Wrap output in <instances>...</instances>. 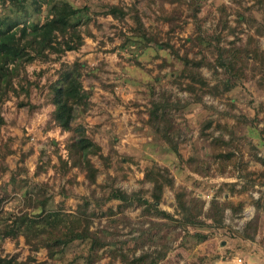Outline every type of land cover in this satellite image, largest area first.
<instances>
[{"label":"trees","instance_id":"1","mask_svg":"<svg viewBox=\"0 0 264 264\" xmlns=\"http://www.w3.org/2000/svg\"><path fill=\"white\" fill-rule=\"evenodd\" d=\"M131 1L130 5H124L123 0H120L118 4L106 0H82V3L77 5L75 0H0V180L5 173L9 172L7 158L16 153L13 149L14 138L5 139L2 135V129L7 124L3 116L4 105L12 97H16L17 107L27 109L30 114L36 113L42 107L30 100L33 88L39 87L44 75V71H41L35 80L30 78L27 68L35 63H60L56 80H49L45 105L54 107L53 124H50L49 129L58 127L63 133H70L71 136L65 143L67 158L64 159L59 155V165L52 166L56 173L65 179L67 175L77 170L84 175L88 186H95L101 171L92 157L101 159L106 170L115 167L113 159L117 157L116 169L124 171L123 179L128 177L127 170L132 171L130 168H124L123 165L132 163L133 159L121 155L115 149L119 141L116 139L112 141L109 153L104 155L102 146L95 141V137L90 135L82 122L94 107L93 92L86 89L84 79L87 76L96 77L101 69L91 67L80 60L73 63L62 62L69 52H78L82 49L85 45V37H95L90 24L96 25L99 18L111 17L127 28L125 32L120 31L123 38L122 48L128 47L132 53L144 56L148 54L146 50H152L154 46L153 50L157 52L156 57L162 59L159 67L168 65L173 67L171 83L177 85L179 90L186 92L188 96L182 99L170 90L163 88L156 92L152 89L145 124L156 141H160L178 156L180 155L179 146L183 142V128L187 129V126L183 127L177 120L178 114L182 113L183 116L185 110L196 107L208 111L213 107L206 103V97L223 98L235 90L240 83H245L243 81L256 80L258 73L264 74V50L261 49L258 37L262 35L261 30L258 29L262 25L257 27V36L250 31L246 33L245 40L237 35L238 27L244 24H247L249 29L256 26L255 18L246 19L244 14L239 12L237 26H230L227 21L221 19L223 29L215 37L218 43L215 48L216 56L215 60L210 62L205 55L199 59L191 58L188 53L180 55L179 49L170 44L172 37L168 35L165 39L160 33H153L146 25L138 6L142 1L147 0ZM160 1L175 5L173 13L167 18L170 23L176 18V12L182 5L191 7L193 10L191 14L196 20L198 32L196 40L201 45L207 42L203 35L205 30L201 24L202 20L198 16L203 6L201 0ZM257 2L262 4L263 0H257ZM226 9L227 7L224 6L222 11ZM128 20L132 22L131 25L127 23ZM177 27H179L178 24L171 25L167 33L175 32ZM224 32L233 36L228 47L220 46ZM167 50H171V54L168 53V55L174 56L176 62L169 63L168 59L159 53L161 51L165 53ZM204 67L214 71L216 76L214 84L204 75L202 71ZM159 78L158 75L156 82ZM263 78L257 82L259 86L263 85ZM227 104L231 111H223L221 115L241 123L218 124L216 130L207 132L212 128L214 120L206 119L201 123L200 137L211 140V144L219 143L224 147V152L212 155L211 162L222 177L226 175L227 178H235L237 173L248 169L250 164V161L245 159V149L241 143L243 139L247 140L248 152L254 160L264 165V157L259 156V153L264 151V127L260 128L259 121H255V118L250 119L246 114L234 113L233 110L237 108L234 99ZM239 126H246V134H239ZM218 130L222 132L216 135ZM44 153L46 152L42 151L39 158L35 176L47 172L48 166L52 164L51 159L43 163ZM29 155L30 153L22 155L21 162L24 163ZM196 155L198 154L191 155L188 161L189 164L197 162L191 170L203 179L188 176V182H191L193 186L192 190H189L187 186L177 187L169 168L152 161L142 171L144 174L142 182L154 185L151 192L152 201L140 196L146 191L129 194L121 188H115L114 185H103L101 196L94 191L91 197H81L82 203L73 213L67 212L60 203L57 207L52 204L54 197L47 194L43 188L33 189L34 197H32V192L25 189L24 180L20 179L21 174L28 175L29 171L25 166L17 167L16 171L11 172L10 183L1 189L8 196L6 188L13 185L15 191L19 190V193H22L30 211L27 208L20 213L6 211L5 196H0V264H100L105 257L102 252L111 245L116 247L109 251V256L112 258L108 264H166L174 247L177 229L187 232L190 228L221 229L227 220V212H230L232 220L241 218L248 204L256 208V213L245 224L240 234L245 240L255 241L264 215V195L258 198L251 195L249 201L236 202L231 198L243 196L259 186H264V169L259 172L249 171L247 176L236 177L244 178L245 181L211 184L208 180H204L213 177L210 172L211 163L207 166L206 162L197 160ZM66 180L70 189L63 187L60 194L64 198L69 197L74 186L79 184L77 174ZM201 186L208 197L212 194L210 200L206 198L207 196L196 195ZM107 188L110 189L109 193L105 191ZM166 188L174 191L177 219L174 214L159 207ZM112 201L120 202L116 210L109 208L105 212L98 213L97 210H101ZM92 205L95 207L91 208ZM135 206L143 209L142 215L146 219L138 223L139 227L129 232L133 235L132 238L116 239L118 232L111 233L106 230L108 227L101 231L92 229L94 220L99 216L111 217L110 226L129 222L130 219L125 216V212ZM153 218L160 221H155ZM146 224L150 225L146 226ZM170 230L173 232H169ZM135 232L138 234L134 235ZM168 235L171 236V241H167ZM194 235L198 238H206L198 233ZM21 238L24 239L25 245L29 246L28 257L20 260L18 255L5 254L4 242L11 240L17 245ZM156 240L159 247L144 248L139 255L132 249L127 251L123 249L128 241L145 246L150 241L158 244ZM72 246H77L80 250L69 258L67 249ZM41 249L47 251L49 260L38 261L37 253Z\"/></svg>","mask_w":264,"mask_h":264},{"label":"rangeland","instance_id":"2","mask_svg":"<svg viewBox=\"0 0 264 264\" xmlns=\"http://www.w3.org/2000/svg\"><path fill=\"white\" fill-rule=\"evenodd\" d=\"M106 1L113 4L120 3V0ZM75 3L77 5L81 4L82 0H75ZM122 3L130 5L132 1L123 0ZM201 4L203 6L198 16L202 20L201 24L205 30L203 35L207 41L202 45L196 40L198 35L196 20L191 14L193 12L192 8L188 5L180 7L172 23L168 22L167 18L173 13L172 10L175 5L172 6L160 0H147L142 1L138 7L145 18L146 25L151 28L152 32L160 33L165 39L168 38V35L172 37L170 44L179 49L180 55L188 53L191 58L197 57L198 59L202 55H205L210 62H213L216 56L215 48L218 44L215 37L223 29L221 19L227 21L230 26H237L239 12L244 14L246 19L250 17L255 18L257 24L252 29H249L247 24L238 27L237 35L245 40L248 31L256 35L258 34V29H260L262 35L258 37L261 49L264 50V0L262 4H259L257 0H201ZM224 6L227 7L226 11H222ZM127 23L132 24L130 20ZM175 24H178L179 27L176 28L175 32L168 34L169 27ZM259 25L262 26L257 29ZM90 28L95 37H85V45L82 49L78 52H69L62 59V62L73 63L76 60H80L91 67L101 69L96 77L87 76L84 79L86 89L93 92L92 100L94 107L87 113L82 122L87 127L90 135L94 136L95 141L102 146L104 155L109 153L112 141L115 139L119 141L115 149L121 155L133 159L132 163L129 162L123 165L124 168H130L132 171L127 170L128 177L123 179L124 171L121 172L116 169L117 157L113 159L115 167L110 170L104 168L101 159L92 157L93 162L101 171L98 176L97 185L95 186H88L84 175L80 174L77 170L67 175L65 179L56 173L52 166L59 165V155L64 159L67 158L65 143L71 136L70 133H63L58 127L49 129L50 124H53L52 114L54 107L45 105L49 80H56V72L60 68V63H35L27 68L30 78L35 80L37 74L41 71H44V75L39 87L33 88L30 100L36 105H42L41 109L34 114H30L25 108L19 109L16 97H12L6 102L3 108V116L7 124L2 129V135L5 139L8 137L14 138L13 149L16 150L14 155L7 158L9 172L5 173L0 180V196H5L4 205L6 211L20 213L27 208L22 193H19V190L15 191L13 185L6 188L8 196L1 189L4 185L10 183L11 172L16 171L17 167L21 166H25L29 171L28 175L25 173L21 174L20 179L24 180L25 189L32 192V197H34L33 189L43 188L47 194L54 197L52 204L56 207L59 203L62 204L64 209L69 213L75 212L78 205L82 203L81 197H91L94 191L97 192L98 196H101L103 185H114L115 188H121L129 194L146 191L145 194H141L140 196L152 201L151 192L154 185L142 182L144 179L142 171L152 161H155L160 166L169 168L171 176L175 178L177 187L187 186L189 190H192L193 186L191 182H188V176L203 179L192 172L191 167L197 162L194 161L189 164L188 159L191 158V155L198 154L196 155V159L206 162L207 166L211 163L210 172L213 177L204 179L205 181L208 180L211 184H220L224 181H245L244 178L239 179L236 177L238 175L247 176L249 171L259 172L264 169V165L255 161L253 156L250 155L247 140L243 139L241 143L243 144V149H245V159L250 161L249 168L244 171L242 170L239 174L237 173L235 178H227L226 175L222 177L215 169V165L212 164L211 157L213 154L216 155L224 152V147L219 143L211 144V140L200 137L201 123L206 119L211 118L214 120L212 128L207 132L216 130L218 124L228 123L230 125H237L241 123L233 118L221 115L223 111H231L230 106L227 104L231 99H234L237 103V108L233 110L234 113L238 115L241 113L246 114L250 119L255 118V121H259V127H264V82L261 86L257 83L260 78H263V73H258L256 80L243 81L245 83H240L235 90L223 96V98L211 99V97H206V103L213 107L208 111L202 110L201 107H196L185 110L183 116L181 115L182 113L178 114L177 120H179L183 127L187 126V129L183 128V142L179 146L180 155L178 156L160 141H156L149 127L145 124L148 116L147 109L152 98V89H155L157 92L164 88L182 99H186L188 96L186 92H181L177 85L171 83L170 78H172L173 72L171 71L174 70L173 67L170 65L163 68L159 67L162 59L156 57L157 52L153 50L154 46L152 50H146L148 54L144 56L132 53L128 47L122 48L123 38L120 31L125 32L127 28L111 17L99 18L96 25L90 24ZM226 32L223 33L224 36L220 42V46L228 47L229 42L233 40V36L228 35ZM159 53L165 56L169 63L171 61L176 62L174 56L168 55V53L171 54V50ZM202 71L212 84L216 82L213 70L204 67ZM158 75L160 78L156 82L155 79ZM239 127V134H246V126ZM221 132L219 130L216 131V135H219ZM42 151L46 152L42 160L43 163L51 159L52 164L48 166L47 172L42 173L40 176H35ZM29 153L30 155L22 163V155ZM259 156L264 157V151H261ZM75 174H77V182L79 184L74 186L72 194L69 197L64 198L60 192L63 187L68 190L70 189V185H68L66 179ZM203 190V186H201L197 190L196 195L207 196ZM105 191L109 193L110 189L107 188ZM211 195L206 198L210 200L212 198ZM251 195L255 198L264 195V186H259L243 196H234L231 199L236 202L239 200L249 201ZM174 203V191L166 188L159 207L174 214L177 219L178 215H175ZM119 204V201H112L97 211L101 213L107 211L109 208L116 210ZM94 207L92 205L91 208ZM27 209L30 211L29 208ZM227 213V220L221 229L195 230L190 228L188 232L180 228L177 229L174 247L169 254L166 264H264V215L262 216L260 230L255 241H250L243 239L240 233L245 224L254 217L256 208L248 204L241 218L235 220H232L230 217V212ZM142 214L143 209L135 206L125 212V216L131 222H124L123 224L113 226H110L111 223H109L111 217L105 218L99 216L94 220L92 229L101 231L105 227H108L106 230L109 232H118L115 236L116 239L132 238L133 235L129 232L133 228L139 227L138 223L146 219ZM153 219L160 221L157 218ZM149 225L146 224V226ZM169 232L173 231L170 230ZM196 233L206 238H198L194 235ZM135 234L137 235L138 233L135 232ZM166 239L167 241H171V236L168 235ZM156 242L158 243L157 240ZM159 246V243L155 244V241L147 242L145 246L136 245L133 241H128V244L122 248L125 251L132 249L139 255L144 248L155 249ZM115 247L111 245L106 248L107 250L102 252L105 257L100 264H108L110 262L112 257L109 256V251ZM3 248L5 249V254L18 255L20 260H25L30 254L29 246L25 245L23 238H21L20 243L17 245L14 241L6 240ZM79 250L77 246L68 248L67 253L69 258ZM37 258L40 262L49 260L47 251L41 249L37 253Z\"/></svg>","mask_w":264,"mask_h":264}]
</instances>
